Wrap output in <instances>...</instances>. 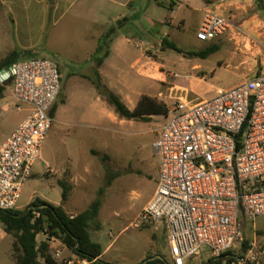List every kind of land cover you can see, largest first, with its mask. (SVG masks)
Listing matches in <instances>:
<instances>
[{"label":"rangeland","instance_id":"1","mask_svg":"<svg viewBox=\"0 0 264 264\" xmlns=\"http://www.w3.org/2000/svg\"><path fill=\"white\" fill-rule=\"evenodd\" d=\"M153 1L158 13L156 17L148 18L141 13L121 25L119 21L113 24L117 31L136 38L132 44L136 64L120 65L125 78L136 91L167 102L171 108L177 102V91L173 92L172 98L168 97L160 73L167 76V83L184 86L192 91V95L207 99L216 96L220 89L234 88L264 73V0H226L220 13L230 19L232 28L212 42L197 39L200 13L190 17L187 8L182 7L173 16L174 24H167L165 20L170 15L171 0ZM165 39L175 43L185 53L202 52L211 45H217L219 50L207 58H192L189 61L164 43ZM150 46L156 52L153 55L156 60L159 57L166 65H140L143 53ZM34 58H47L59 66L62 90L56 102L59 107L54 126L41 150L43 160L33 166L34 173L24 186L19 210H24L36 199H44L54 205L62 203L64 189L59 184L61 171L68 167L78 152L75 148L74 124L83 111L72 97L78 81L73 74H84L87 64L71 62L66 55L48 54H37L26 59L22 57L18 61ZM143 66L150 68L149 74L153 79L142 73ZM7 97H10V101L15 100L9 87L6 89ZM23 117L24 113L16 107L8 112L0 110V136ZM168 120L166 115H156L149 122L124 119V123L110 124V131L104 134L109 148L92 151L94 161L90 164L91 173L82 176L84 180L73 185L74 197H71L70 203L76 210L86 208L75 199L88 209L101 199L102 208L91 224L90 234L104 250L113 242V246L106 251L105 259L115 258L116 264H140L155 257L172 264L165 224H142L139 220L160 177V157L154 145L159 139L157 130ZM82 153L80 161L84 162ZM47 164L53 172L47 168ZM70 171L63 175V179L69 182ZM109 177H113L111 184L108 183ZM243 224L245 239L231 251L233 256H247L252 249L257 258L253 263L264 264V218L255 221L243 219ZM10 237L0 244V264H14L11 259L14 237ZM44 237L41 235L39 241ZM59 247L64 248L61 241ZM65 257H72V254L67 251L61 261ZM210 260V250L204 248L201 255L188 261V264H207Z\"/></svg>","mask_w":264,"mask_h":264},{"label":"built area","instance_id":"2","mask_svg":"<svg viewBox=\"0 0 264 264\" xmlns=\"http://www.w3.org/2000/svg\"><path fill=\"white\" fill-rule=\"evenodd\" d=\"M231 28L230 19L209 11L197 39L212 42ZM0 84L13 88L17 110L21 103L32 107L0 144V209L18 210L55 123L52 110L62 90V73L54 61L34 58L0 70ZM166 116L169 120L155 144L160 157L158 187L139 220L165 224L172 264H188L204 248L217 260L244 241L243 219L264 218V73L220 90L211 99L178 98ZM52 251L61 261L63 249ZM241 257L237 264L257 261L252 249ZM97 261L77 256L61 262Z\"/></svg>","mask_w":264,"mask_h":264},{"label":"crops","instance_id":"3","mask_svg":"<svg viewBox=\"0 0 264 264\" xmlns=\"http://www.w3.org/2000/svg\"><path fill=\"white\" fill-rule=\"evenodd\" d=\"M225 1L171 0L169 4L170 15L165 20V23L173 25V16L182 7H186L190 17H194L196 13L201 14L198 20V27L196 28L197 33L206 13L209 11L222 12L221 7ZM155 4L153 0H0V62L6 60L14 52L19 53L20 56L18 59L22 57L26 59L28 56L25 53L27 51H33L39 55H66L71 62L87 64L84 74H73V77H76L78 81L75 85L76 93L72 94V97H74L77 106L83 110L74 124L75 148L78 152L70 161L68 167L61 171V178L59 180V184L64 182L70 186V192L66 200L63 199L61 204L55 205L62 206L71 217L88 210L82 202L74 198L77 203L86 208L83 211L76 210L72 207L70 200L71 197H74L73 185L80 180H84L82 176L91 173L90 164L94 161L92 151L109 148L104 138V134L110 131L109 125L124 123V119L116 113L106 98L97 90L93 82L96 77V71H99L103 84L119 95L131 110L137 107L141 97L145 95L143 92H138L134 89L133 84L125 78L123 74L124 70L120 67V65L136 64L132 50V44L133 41H136V38L134 35L117 31L113 27V24L116 21H123L122 23H125L130 17H138L141 13L148 18H154L158 14ZM157 4H159L158 1ZM110 31H114L115 35L111 44L110 55L98 67L94 60V55L96 54L102 37ZM181 54L189 61L192 58L195 60L199 58L197 56H189L187 52ZM153 55H156V52L150 46L143 53V59L140 65H166L159 57L157 61ZM144 66L141 69L142 73L148 76V78L153 79L149 74L150 68L145 69ZM160 75L162 80H164L161 82L165 83L168 97L172 98L173 92L177 91V99H207L196 94H193V97L191 90L184 86L167 83V76L164 73H160ZM0 86H5L6 89L9 87L13 94V88L9 84H0ZM14 107V100L10 101V97L6 98L5 90L4 96L0 98V110L8 112ZM31 109L32 107L28 104L22 105L21 110L18 111L24 113L23 119L15 122L9 130L2 133L0 136V144L27 118ZM154 118L155 116L150 121ZM157 131L160 132V130ZM154 148L156 154L159 155L155 145ZM82 152L85 157L84 162L80 161ZM69 169L71 170L70 182L63 179V175H66ZM49 170L53 172L51 167H49ZM158 171H160V168ZM158 183L159 178L153 196L158 187ZM42 200L48 202L47 200ZM9 238H11L10 235L0 226V244ZM56 244L59 247L60 240L53 238L50 241V248L56 247ZM112 246L113 242L104 250L101 257L104 264H116L115 258L105 259L106 251ZM63 247L64 255L68 251L72 254V257H77L64 244ZM12 254L13 249L11 259L16 264Z\"/></svg>","mask_w":264,"mask_h":264},{"label":"trees","instance_id":"4","mask_svg":"<svg viewBox=\"0 0 264 264\" xmlns=\"http://www.w3.org/2000/svg\"><path fill=\"white\" fill-rule=\"evenodd\" d=\"M114 37V31H110L102 37L94 55L98 67L110 55ZM164 43L179 53H185L175 43L169 42L167 39L164 40ZM218 50L217 45H211L205 51L191 52L187 55L207 58ZM25 54L28 57L37 55L33 51H27ZM19 56L18 52L12 53L6 60L0 62V70L17 62ZM93 82L99 93L106 98L122 119L149 122L153 116L167 115L169 112L166 103L148 95H143L137 107L131 110L119 95L103 84L99 71H96ZM5 90V86H0V98L4 96ZM57 109L58 105L55 104L52 110L53 116H55ZM112 179L113 177H109V184H111ZM60 184L64 189L63 199L66 200L69 196L70 186L64 182ZM101 208L102 201L98 199L87 211L71 217L62 206H55L41 199H36L24 210L0 209V226L8 235L14 237L12 256L16 264H63L55 259L50 248V241L53 238L60 240L75 255L90 261L98 259L96 264H104L101 260L104 249L101 244L92 239L90 234L91 224L98 218ZM41 235L45 237L39 241ZM245 247H247L246 243ZM226 260L236 262V257L230 251L217 260H210L208 264H217L219 261ZM140 264H168V262L155 257L148 258Z\"/></svg>","mask_w":264,"mask_h":264},{"label":"water","instance_id":"5","mask_svg":"<svg viewBox=\"0 0 264 264\" xmlns=\"http://www.w3.org/2000/svg\"><path fill=\"white\" fill-rule=\"evenodd\" d=\"M126 20V19H125ZM123 21H119V25L122 24ZM243 258L242 257H237L236 262H242ZM236 262L232 260H226V261H219L217 264H237Z\"/></svg>","mask_w":264,"mask_h":264}]
</instances>
